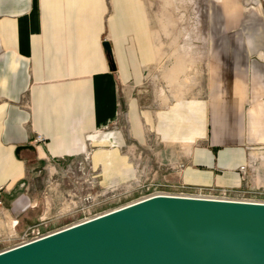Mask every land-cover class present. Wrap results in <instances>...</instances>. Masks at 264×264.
<instances>
[{"label":"crops","instance_id":"1","mask_svg":"<svg viewBox=\"0 0 264 264\" xmlns=\"http://www.w3.org/2000/svg\"><path fill=\"white\" fill-rule=\"evenodd\" d=\"M261 1L210 0L205 89L162 105L134 91L148 76L159 82L145 0H0L2 219L29 194L36 166L55 177L52 163L83 154L97 133L94 167L105 181L133 180L128 142L107 133L123 112L163 179L240 187L241 168L264 156V2L252 7ZM255 171L264 178V162Z\"/></svg>","mask_w":264,"mask_h":264},{"label":"rangeland","instance_id":"2","mask_svg":"<svg viewBox=\"0 0 264 264\" xmlns=\"http://www.w3.org/2000/svg\"><path fill=\"white\" fill-rule=\"evenodd\" d=\"M145 1L158 54L153 71L159 82L152 83L148 76L142 86L134 89L140 95L138 99L143 100L141 97L146 90L152 97L158 93L159 99H156L162 105L201 95L206 84L210 0ZM263 2L252 7L258 11ZM141 103L144 109V103ZM110 132L120 133L128 142L127 148L121 151L130 158L133 180L108 182L102 171L94 167L92 157L98 149V133L94 139H89L83 154L57 162V166L52 163L50 168L57 169L55 177L50 175L48 165L40 163L28 176L29 194L17 202L8 221L0 215V253L16 246L24 236L32 238L54 233L84 218L116 211L146 196L152 188L185 194L199 189H216L215 194L233 199L264 200V178L255 174L259 162H264V156L254 154L250 172L240 170L242 185L238 188H193L163 179L168 175L166 167L150 160L151 153L143 146L133 144L127 113L121 114L116 126L107 131Z\"/></svg>","mask_w":264,"mask_h":264},{"label":"water","instance_id":"3","mask_svg":"<svg viewBox=\"0 0 264 264\" xmlns=\"http://www.w3.org/2000/svg\"><path fill=\"white\" fill-rule=\"evenodd\" d=\"M0 264H264V204L158 196L3 251Z\"/></svg>","mask_w":264,"mask_h":264},{"label":"built area","instance_id":"4","mask_svg":"<svg viewBox=\"0 0 264 264\" xmlns=\"http://www.w3.org/2000/svg\"><path fill=\"white\" fill-rule=\"evenodd\" d=\"M95 134L90 136L89 139H94L95 137ZM39 142L42 141L41 138H39L38 140ZM90 141V140H89ZM251 168V165H247L243 168H241V172L242 173H246L250 170ZM153 190H150V193L147 194L146 196L140 198L138 201L134 202V203H138V202H141V201H145V200H148V199H151V198H154V197H158V196H173V197H182V198H194V199H202V200H219V201H232V202H245V203H260V204H264V200H257V199H252V200H247V199H233V198H230L226 195H223V194H215L214 192H216V189H199V190H195V191H192V192H189L188 193H178V192H175V191H168V190H163V189H158V188H152ZM134 203H131L129 205H132ZM1 205V203H0ZM127 205V206H129ZM126 207V206H125ZM124 208V207H122ZM121 209V208H120ZM113 211H110V212H105V213H102V214H98V215H94L93 217H89V218H84L82 220H80L78 223H74L70 226H67L65 227L64 229L62 230H65V229H68V228H71V227H74V226H77V225H80V224H83V223H86V222H89L93 219H96V218H99L101 216H104L108 213H111ZM62 230H58L54 233H57L59 231H62ZM54 233H49V234H46V235H36L32 238H28V237H22L20 242L12 247V248H15V247H19V246H23V245H26V244H29V243H32V242H36L38 240H41L43 238H46L50 235H53ZM11 249V248H10Z\"/></svg>","mask_w":264,"mask_h":264},{"label":"bare ground","instance_id":"5","mask_svg":"<svg viewBox=\"0 0 264 264\" xmlns=\"http://www.w3.org/2000/svg\"><path fill=\"white\" fill-rule=\"evenodd\" d=\"M169 76V75H168Z\"/></svg>","mask_w":264,"mask_h":264}]
</instances>
